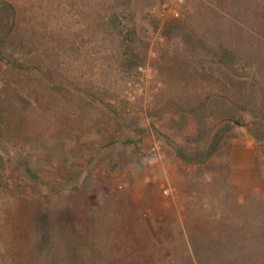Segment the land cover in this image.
<instances>
[{
	"label": "rangeland",
	"instance_id": "374dc122",
	"mask_svg": "<svg viewBox=\"0 0 264 264\" xmlns=\"http://www.w3.org/2000/svg\"><path fill=\"white\" fill-rule=\"evenodd\" d=\"M10 1L25 67L0 63V264H198L195 238L234 248L239 264L264 263V141L246 112L248 101L264 106V0ZM170 23L200 49L184 31L168 38ZM212 98L245 125L230 127ZM179 104L208 106V142L226 131L204 165L176 155L205 145ZM154 141L162 162L139 156ZM226 231L229 246L218 239Z\"/></svg>",
	"mask_w": 264,
	"mask_h": 264
},
{
	"label": "trees",
	"instance_id": "16d2710c",
	"mask_svg": "<svg viewBox=\"0 0 264 264\" xmlns=\"http://www.w3.org/2000/svg\"><path fill=\"white\" fill-rule=\"evenodd\" d=\"M17 7L14 3H12L10 0H0V63L4 66H6L8 69L13 70L16 72L18 69L24 68V57L23 55L19 54V51L15 47V40L18 35L19 31V24H18V13H17ZM183 27V28H181ZM188 30L186 28V25L182 26V24L177 23H170L168 24L166 28V35L168 38H173L175 36V33L178 31V33L183 32L185 37V43L191 48L194 49L198 47L196 37L188 33V35L185 36V32ZM24 45L25 42L21 41L20 45ZM200 48L198 47L197 50ZM228 58L229 62H231V65L234 64L235 57L232 55L226 56ZM233 58V59H232ZM174 76H179L180 80L186 81V78L188 77V68L183 69L182 67L179 68V70L173 71ZM240 95V94H239ZM242 97V96H241ZM251 96H248L250 99ZM3 96L0 94V106ZM243 99V98H242ZM21 102L25 103L24 98H21ZM9 103V101H8ZM213 105L220 106L223 109V118L222 120L227 119L229 121L230 127H243L245 125L244 118H241L237 112L236 107L229 106L226 102H224L222 99H215L212 98L207 102L208 106ZM206 104L200 105L197 108H184L182 105H178L179 108V115L183 119H188L189 117H193L196 119L200 135L199 139H197V143H204L203 147L197 146L195 148H188V147H182L176 149V155L178 158L186 165H204L208 161H210L213 157L215 152L220 147V143L224 139L222 134L225 135L224 130H221L220 134H216L213 136L212 142H208L209 138V132L206 133L205 130V121H203L202 117L204 118L206 115V112L209 110L208 106ZM247 105L250 108L246 109V112L250 114L251 117H253L254 122L251 131V134L256 138L259 142L264 141V119L261 121L257 120L259 116L264 115V106H262L258 110L259 103L257 101H254V103L251 104L250 101L247 102ZM4 110L0 107V145H2L4 142V132L6 127V122L8 121L7 118H5L6 106L4 105ZM189 116V117H188ZM205 119V118H204ZM263 121V122H262ZM4 168V159L0 155V174L1 170ZM27 172L30 175V178L35 184H39V178L38 176L33 172L32 169H28ZM79 188H77L78 190ZM231 215H235V212H232ZM230 219V217H229ZM92 230V228H91ZM92 234V233H91ZM235 234L230 233L229 231L221 232L218 239H221L222 242H227V245L229 246L230 242L234 241ZM49 242V236L48 232L46 234H43L40 237L39 240V247L43 248L45 244ZM195 246H191L193 249V255L194 259L198 264H239V262L242 261L241 254L238 255L236 253V250L231 247H216L215 250L209 246H199V240L194 239ZM213 249V250H212ZM70 254H77L76 246H70L69 247ZM110 257V252L107 254V258ZM150 257L154 259H162L164 257L163 252L157 253L153 250L150 252ZM238 261V262H237ZM242 264V263H241ZM247 264V263H245ZM264 264V263H261Z\"/></svg>",
	"mask_w": 264,
	"mask_h": 264
},
{
	"label": "built area",
	"instance_id": "2783aa9c",
	"mask_svg": "<svg viewBox=\"0 0 264 264\" xmlns=\"http://www.w3.org/2000/svg\"><path fill=\"white\" fill-rule=\"evenodd\" d=\"M166 13V10L164 11ZM175 17H179V14H175ZM140 147L139 148V156L142 160L154 161V162H162L165 159V153L163 144L160 141H154L152 144L146 146V148ZM171 189L164 188V195L169 196L171 193Z\"/></svg>",
	"mask_w": 264,
	"mask_h": 264
}]
</instances>
